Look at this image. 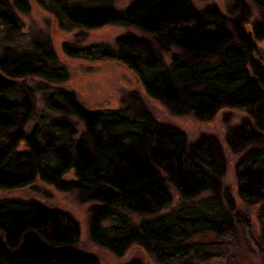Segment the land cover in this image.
<instances>
[{"label": "trees", "instance_id": "1", "mask_svg": "<svg viewBox=\"0 0 264 264\" xmlns=\"http://www.w3.org/2000/svg\"><path fill=\"white\" fill-rule=\"evenodd\" d=\"M35 1L61 29L121 26L148 37L124 35L113 47L65 50L122 64L170 115L206 122L236 109L249 118L227 131L225 143L241 154L236 195L259 207L262 235L254 247L264 254V63L258 58L264 0H248L260 15L254 22L244 0H226V14L213 6L197 10L190 0H132L120 11L109 0ZM28 11V0H0L6 42L19 34L16 12ZM28 48L7 46L0 53V190L38 180L73 193L79 203L91 204L90 241L116 257L136 246L156 264H208L227 260L241 231L254 238L223 193L225 161L213 137L189 143L178 129L158 123L134 93L120 110L92 112L72 93L20 84L27 77L54 84L67 79L47 39ZM171 190L178 206L163 213ZM78 237L77 224L61 211L0 201V264H98L75 249Z\"/></svg>", "mask_w": 264, "mask_h": 264}, {"label": "rangeland", "instance_id": "2", "mask_svg": "<svg viewBox=\"0 0 264 264\" xmlns=\"http://www.w3.org/2000/svg\"><path fill=\"white\" fill-rule=\"evenodd\" d=\"M12 3V0H7ZM116 10H124L132 0H109ZM197 10L207 7H216L226 14V0H190ZM251 12V21L260 18L259 12L248 0H244ZM27 14L16 12L20 21L19 34L12 43L6 42L0 27V53L3 48L11 47L17 50H28L29 44L35 40H48L58 59L64 67L67 79L62 83H48L35 77L17 80L18 83L29 87L44 85L50 90L61 89L72 93L77 103L87 111L120 110L124 108L123 99L129 94H136L142 104L151 113L154 119L163 125L174 127L182 132L189 143L201 136L213 137L220 146L225 161V173L221 179L223 193L229 195L235 202V212L241 213L249 222L250 233L254 237L248 239L241 231L238 235L235 249H231L227 260L212 261L208 264H264V254L257 251L254 241L262 235V221L259 219V207L248 206L238 200L236 195L237 183L235 166L241 154L230 151L225 143V136L229 129L238 126L244 119L249 118L240 110L227 109L218 112L210 121H197L191 116H172L158 102L150 99L144 92L136 76L120 63L104 60L90 61L77 55L68 54L67 50H83L91 46L107 45L113 47L115 40L124 35L144 37L139 31L130 27L107 26L98 30L71 28L61 29L53 17L42 9L35 0H28ZM80 54V53H79ZM258 58L264 63V47L259 50ZM162 60L169 64V55L163 54ZM35 106L38 112L43 109L40 95H37ZM71 178V174L69 175ZM172 202L163 213L176 208L179 203L178 195L171 190ZM20 200L32 201L45 208L61 211L70 216L78 226L79 237L75 249L83 254L96 258L98 264H156L150 256L139 247L129 248L123 256L116 257L107 249L96 246L89 238V211L91 204H81L73 193H60L52 186L35 181L34 184L12 191L0 190V201ZM133 222L139 219L133 217Z\"/></svg>", "mask_w": 264, "mask_h": 264}]
</instances>
